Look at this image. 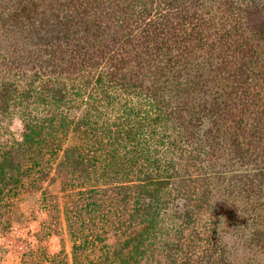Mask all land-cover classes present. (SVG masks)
Here are the masks:
<instances>
[{
    "label": "trees",
    "instance_id": "16d2710c",
    "mask_svg": "<svg viewBox=\"0 0 264 264\" xmlns=\"http://www.w3.org/2000/svg\"><path fill=\"white\" fill-rule=\"evenodd\" d=\"M32 189L63 264H264V0H0V231Z\"/></svg>",
    "mask_w": 264,
    "mask_h": 264
},
{
    "label": "rangeland",
    "instance_id": "374dc122",
    "mask_svg": "<svg viewBox=\"0 0 264 264\" xmlns=\"http://www.w3.org/2000/svg\"><path fill=\"white\" fill-rule=\"evenodd\" d=\"M21 127V122L14 120L12 128L17 136ZM47 186L51 193L57 194V212L61 213L62 191L58 181L49 182ZM40 196L38 189L26 191L12 207L10 226L0 231V264H63L66 258L69 263L72 261L71 239L63 218L57 223V231L55 228L45 234L42 218L47 213L39 205ZM108 241H112L111 237ZM91 258L93 255L87 257V261Z\"/></svg>",
    "mask_w": 264,
    "mask_h": 264
},
{
    "label": "crops",
    "instance_id": "0c3cea01",
    "mask_svg": "<svg viewBox=\"0 0 264 264\" xmlns=\"http://www.w3.org/2000/svg\"><path fill=\"white\" fill-rule=\"evenodd\" d=\"M46 217H47V215H46ZM46 217L42 218V223H43V221H44V219H45Z\"/></svg>",
    "mask_w": 264,
    "mask_h": 264
}]
</instances>
